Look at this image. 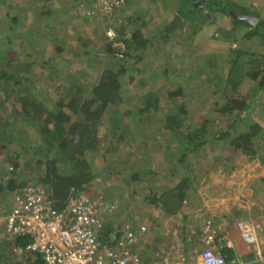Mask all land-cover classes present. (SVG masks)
Listing matches in <instances>:
<instances>
[{
  "label": "trees",
  "instance_id": "trees-1",
  "mask_svg": "<svg viewBox=\"0 0 264 264\" xmlns=\"http://www.w3.org/2000/svg\"><path fill=\"white\" fill-rule=\"evenodd\" d=\"M203 4L201 0H183L177 21L173 23L171 28L169 25L153 37L146 36L144 31L139 28L120 30L117 26L118 42L123 43L126 47L125 58L119 59L117 57L119 48L108 41L106 43V37H101L100 41L102 44L104 43V50L103 53L99 52L100 54L98 53L96 56L105 55L107 61L105 68L99 72L98 77L94 81L91 79L88 83L85 82L86 79L76 80L70 74L59 76L63 70H59L57 65L54 66L56 68L54 73L51 71L46 75L41 74L42 77L36 79L35 75L40 73L38 70H34L37 64L42 63V60L35 61L31 55H26V59L23 61L21 58H16L5 62L0 58V135H4L0 138V151L5 157L7 171H11L8 173L14 176V178L9 177L7 179L5 176L7 171L0 168V196L5 192L13 194L8 207L5 206L2 209L0 206V214L2 211H9L15 195L29 185L43 187L57 210H62L68 199L79 193H88L94 198L102 195L107 201L115 203L103 194H91L90 191H92L95 180L102 175V173H97L93 162L98 157H106L109 153H113L116 149V143L121 144L125 140L124 132L119 137L115 134H118L121 128H126L127 123L112 129L111 134L106 132L105 135L101 134V127L111 120L117 126L120 123L118 120L120 116L129 118L133 115V110L127 109L122 84L123 77L132 72V69L134 73L139 72L137 67L143 62L147 51L153 47L155 41H160L164 46H167L178 28L187 25L189 14L208 12L203 13L204 15L199 22L191 25V31H189L185 42H192V38L196 36L201 27L210 22L209 17L213 14L221 13L231 17L235 23H240L241 21L233 17L232 13L244 15L248 13L234 4H229L226 0L213 2L206 0ZM44 11L45 8L39 14L35 9V14L40 18L44 15ZM122 11L123 9L119 11V14ZM94 18L102 22L99 17ZM13 21L15 24L17 18ZM94 21L96 22V20ZM128 21L125 23L129 26ZM50 26V23L45 24L40 26L39 30H47ZM97 27L100 28L101 23ZM252 28L249 37L259 35L264 40V22L259 21ZM2 41L4 42L3 45L11 42L9 38H4ZM174 48H178L177 45ZM63 49L57 48L56 59L60 57L59 59L67 60L63 58L65 52ZM156 50L158 51V48ZM85 54L86 57L93 55L88 50ZM234 59L227 77L221 78L219 74L215 75L216 90L212 89L214 92L221 93L222 90L217 83L221 84L222 81L225 84V89L221 93L225 102L218 104L220 106L214 110L218 113L215 121L218 118L223 122L227 121V126L223 128L222 133L215 134L213 132L212 123L214 122L209 117H204L197 125H191L188 122V111L185 102H183L182 89L178 87L167 92L166 99L171 100L177 106L178 112L166 119L165 130L171 133L176 132L178 136L182 137L177 147L171 152L170 159L166 161L168 163L167 168L168 170L183 168L184 176L175 185L163 189L159 194L150 189L149 193L151 194L146 197V202L149 201L152 206L161 209L166 214H178L183 208L190 189L199 185L196 183L195 169L192 167L197 162L192 158L203 154L209 145H223L228 142L233 149V155L257 156L256 144L261 130L257 124H251L248 131H241L240 119L253 104L245 96L239 94V88L245 78L258 81L259 86L264 88V68L246 71L244 65L239 61L240 55H235ZM130 60L137 62L130 64ZM197 62H194L191 71L187 72V76L191 79L194 78V81L200 73L205 74L208 70L210 71V66L209 68L199 67ZM66 65H69L68 62ZM214 73H218L216 69ZM209 74L211 76L213 72H209ZM133 77L134 75H131V81ZM50 80H53L52 85L48 83ZM35 82H39L41 85L37 94L32 91ZM227 90L231 93L229 97L224 94ZM192 92L199 94L197 88L193 89ZM163 100L165 99L161 95L151 94L147 96L145 103L141 104V109L136 113L133 120L135 119L141 126L145 123L143 120L145 116L143 115L150 113L148 116L154 117ZM113 113L114 118H112ZM139 130L140 128H138ZM141 142L140 146L149 145L144 139ZM24 153L29 155L32 153V159L23 161ZM192 168L193 170H191ZM153 173L154 171L150 170L143 173H130L124 177L131 183L135 181L141 183ZM207 174L209 173L206 171L205 177ZM200 177L204 180V176ZM109 216L105 217V230L101 233L103 242H107L108 235L118 227L115 215L110 216V218ZM136 218L132 216L129 221H135ZM201 234L202 232L198 233L199 236ZM161 237L165 240L162 233ZM220 237L222 240V234ZM8 243L11 256L15 259L14 246H24L28 240L19 239ZM146 245L148 242L139 249L142 260L144 264H153L162 244L156 247L153 259H150L149 253L145 252ZM167 246L165 250L169 251L171 247L170 245ZM220 251L228 264L236 263L237 260L233 262L235 256L230 249L221 246ZM4 252V249H0V262L2 258L3 260L8 259L4 256ZM190 257L192 256L186 255V258L189 259ZM188 262L185 264H189ZM13 264H43V262L38 255L32 254L25 261H17V263L14 261Z\"/></svg>",
  "mask_w": 264,
  "mask_h": 264
},
{
  "label": "rangeland",
  "instance_id": "rangeland-1",
  "mask_svg": "<svg viewBox=\"0 0 264 264\" xmlns=\"http://www.w3.org/2000/svg\"><path fill=\"white\" fill-rule=\"evenodd\" d=\"M169 2L171 0H168ZM90 3V0H0V58L5 62L16 58H21L23 61L26 59V55H31L35 61L42 60V63L37 64L34 70H38V73H40L35 75L36 79L42 77L43 74L51 73V71L54 73L56 69L54 66L57 65L59 70H63L59 76L70 74L76 80L86 79L85 82L87 83L91 79L94 81L99 72L105 68L107 61L105 55L96 56L99 52L103 53L104 43L102 44L100 40L101 37H105L107 25L97 18L86 16V12L92 8ZM42 8H45V13L38 18L35 9L40 14ZM16 18L17 22L14 24L13 19ZM117 18L118 27L121 30L123 28L137 29V27H141L143 17L140 16L136 21L130 19L128 21L129 26L125 23L123 14H118ZM131 21L134 22L130 23ZM97 22L101 23L100 28L97 27L99 25ZM49 23L51 26L47 30H39L40 26ZM189 31H191L189 27L178 28V31L171 37L170 43L167 46L163 45V55L161 56H157V48H149L143 62L137 67L139 72L134 73L132 69V72L127 73L122 79L127 109H132L133 115L129 118L120 116L118 118L120 123L117 126L111 120L101 127V134L105 135L106 132L111 134L112 129L127 123L126 128H121L119 133L115 134L119 137L124 132L125 140L121 144L116 143V149L113 153H109L106 157H98L93 162L97 173H102V175L95 180L92 191H90L91 194H103L109 200L118 204V210L114 216L118 225L129 220L132 216L145 223L146 219L157 209L149 201L146 202V197L151 194L149 190L151 189V191L153 190L159 194L163 189L175 185L184 176L183 168L174 170H168L167 168L168 163L166 161L170 159L171 152L174 151L182 138L176 132L171 133L165 130L164 123L166 119L178 112L177 106L171 100L166 99L168 91L178 87L182 89L183 102H185L188 111V122L191 125H197L204 117H209L214 122L212 123V129L215 134L222 133L223 128L227 126V121L223 122L218 120L219 118L215 121L218 113L214 110L220 106L218 104H220L222 94L208 90L206 84L200 85L201 81L196 83L194 78L191 79L187 76V72L191 71L194 64V57L191 56V42H185L190 33ZM157 34L158 32L155 35ZM4 38H9L11 42L3 45L2 40ZM105 40L107 43V39ZM176 45L178 48H174ZM57 48H64L63 58L67 60L59 59L60 57L55 58ZM87 50L93 55L86 57ZM65 61L68 62V66ZM135 62L137 61L130 60V64ZM219 63L217 62L218 65ZM131 75H134L132 81L130 80ZM204 75V73H200L197 80L198 77L204 79ZM52 81L50 80L48 83L52 85ZM195 83L199 87L197 88L199 94L198 92H192L196 88ZM34 86L36 89L33 87L32 91L37 94L41 89V85L37 82ZM49 91L52 90L49 89ZM46 93L48 94V92ZM151 94L161 95L165 100L161 102V107L154 114V117L148 116L150 113L143 115L145 116L143 118L145 123L140 126L133 118L141 109V104L145 103L146 97ZM112 118H114V113ZM242 124L243 122L239 125ZM138 128H140L139 131ZM3 136L0 135V138ZM143 139L149 144L146 147L140 146ZM256 149L258 155L255 157L236 156L233 155V149L228 142L223 145H209L203 154L192 158L197 162L192 166L195 169V178L198 181L201 179L200 176H204L203 178L206 180L211 174L215 173L214 170L223 169L222 165L218 166L220 162H216L220 157L234 158L246 163L252 159L257 160L260 158L264 162V143L257 140ZM24 154L23 161L32 159V153L30 155ZM4 160L5 157L0 151V168L7 171V164ZM208 164L211 166L210 170L206 167ZM150 170L154 173L147 176L141 183L136 181L131 183L125 180L124 175L143 173ZM8 171L11 173L10 170ZM8 171L5 175L7 179L9 177L14 178ZM206 171L209 174L205 177ZM261 192L263 196L264 187H262ZM12 195L5 192L0 196L2 209L10 205ZM156 216L153 218H156ZM206 219L208 217L204 218L203 223ZM203 223L200 227L203 226ZM168 224H166V228L169 227ZM156 225L159 228L160 224ZM196 227H198V224ZM9 241L0 226V249H4L3 254L8 257L6 260L2 258L0 264H13L14 261L17 263L16 257L14 256V259L9 251ZM168 241L169 239H165L163 243L169 246Z\"/></svg>",
  "mask_w": 264,
  "mask_h": 264
},
{
  "label": "crops",
  "instance_id": "crops-1",
  "mask_svg": "<svg viewBox=\"0 0 264 264\" xmlns=\"http://www.w3.org/2000/svg\"><path fill=\"white\" fill-rule=\"evenodd\" d=\"M182 1L171 0L168 3V0H132L120 14H123L126 23L127 20L136 21L142 16V25L139 29H142L146 36L153 37L169 25L170 28L172 27L175 20L179 18ZM201 1L204 3L206 0ZM226 1L248 12L245 15L251 17V23L244 21L235 23L231 17L216 13L209 17L210 22L202 26L192 38L193 62L198 61L199 67L209 68L210 66V71L205 73L204 79L198 77L197 80L196 77V83L201 81L200 85L206 84L210 91L216 87L215 75L219 74L221 78L227 77L235 55H240L239 61L246 71L264 68V40L259 35L249 37L252 27H255L259 21L264 22V0ZM90 2L93 7L94 1L90 0ZM203 13L208 12L189 14L187 25L183 29L190 28L191 25L199 22ZM152 48H158L157 56L163 55V44L160 41H155ZM217 62H220L219 65ZM215 69L218 72L216 74ZM209 72H213V75L210 76ZM217 84L223 93L225 84L222 81L221 84ZM195 87L199 88L197 84ZM224 94L226 97L231 95L228 90ZM239 94L253 104L240 119L241 123L243 122L240 126L241 130L248 131L251 124H257L261 130L258 141L264 143V88L259 86L258 81L245 78L239 88ZM219 102L223 104L224 98L222 97ZM259 159H252L246 163L234 158L220 157L216 162L220 161L218 166L222 165L223 169L214 170L215 173H210L206 180L199 179L196 182L199 185L190 189L183 208L178 214L169 215L158 208L153 211L145 223L142 222L151 228L148 245L144 246L150 259H153L157 246L166 245L163 243L161 233L170 230L179 232L176 240L169 239L170 247L188 256L191 255L193 260H189L188 263L194 264L204 247L202 238L198 235L203 227L200 226L204 218L214 217L217 225L225 226L226 224V228H222L223 239L217 243V249L220 250L221 246L230 249L235 256L233 262L237 260L236 263L242 261L245 264H258L253 248L241 239L235 223L241 219H257L264 214V195L262 196L261 192L264 187V162ZM206 167L209 170L211 168L209 164ZM155 215H157L156 218H153ZM156 224H160L159 228ZM166 224L169 225L168 228ZM197 224L198 227H196ZM262 250L264 253V244Z\"/></svg>",
  "mask_w": 264,
  "mask_h": 264
},
{
  "label": "built area",
  "instance_id": "built-area-1",
  "mask_svg": "<svg viewBox=\"0 0 264 264\" xmlns=\"http://www.w3.org/2000/svg\"><path fill=\"white\" fill-rule=\"evenodd\" d=\"M93 1L94 6L86 16L99 17L106 23L105 37L119 48L117 57L124 59L126 47L118 42L117 17L132 0ZM117 210V203L88 193L71 196L65 207L57 210L43 187L29 185L15 195L9 211L1 212L0 226L10 241L28 240L26 245L13 248L18 262L36 254L43 264H144L139 249L148 242L151 228L138 218L119 224L108 235L107 242L101 240L105 217L115 215ZM222 228H226V224L217 225L214 217L204 221L200 236L204 249L194 264H228L217 249ZM235 228L246 245L253 248L256 263L264 264V214L257 219H241L235 223ZM162 234L165 239L176 240L179 232L166 230ZM165 247H160L153 264H185L193 260L175 248L166 251Z\"/></svg>",
  "mask_w": 264,
  "mask_h": 264
},
{
  "label": "water",
  "instance_id": "water-1",
  "mask_svg": "<svg viewBox=\"0 0 264 264\" xmlns=\"http://www.w3.org/2000/svg\"><path fill=\"white\" fill-rule=\"evenodd\" d=\"M202 5H204L203 2H202ZM232 16L235 17V18H237V19H239L240 21H244V22L251 23V20H250L251 17H248L246 15H240V14H234V13H232ZM255 21H256V19L254 20V22Z\"/></svg>",
  "mask_w": 264,
  "mask_h": 264
}]
</instances>
